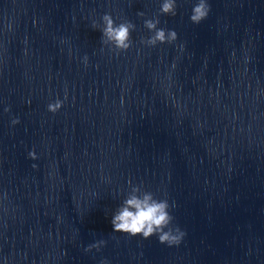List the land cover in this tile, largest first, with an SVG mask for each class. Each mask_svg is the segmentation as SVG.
<instances>
[{"label":"water","instance_id":"water-1","mask_svg":"<svg viewBox=\"0 0 264 264\" xmlns=\"http://www.w3.org/2000/svg\"><path fill=\"white\" fill-rule=\"evenodd\" d=\"M194 2L159 16L177 41L148 48L159 0H0L9 264H264V0H209L199 25ZM105 13L136 25L129 51H101L91 21ZM129 180L174 205L179 246L113 233Z\"/></svg>","mask_w":264,"mask_h":264},{"label":"clouds","instance_id":"clouds-1","mask_svg":"<svg viewBox=\"0 0 264 264\" xmlns=\"http://www.w3.org/2000/svg\"><path fill=\"white\" fill-rule=\"evenodd\" d=\"M177 0H159V12L152 18L143 20V27L150 34L147 38H142L140 44L144 47L155 48L162 44H173L177 41L178 36L175 30L160 27L159 16H176ZM211 12L209 0H195L191 7L189 21L193 25H199L205 21ZM137 15L141 18L144 13ZM11 24L8 25L9 31ZM91 28L101 33V51L107 49L109 52L119 55L130 50L133 45L132 33L136 31V25L129 20L116 22L110 13H105L99 21L93 19ZM66 41H61L65 43ZM183 50V46H180ZM71 54V49H69ZM81 62L85 67L88 66L89 57H82ZM175 68V64L173 65ZM67 96H65V100ZM64 101L59 98L50 101L47 105V111L56 114L63 107ZM9 112V108L4 109ZM19 123L18 118L11 120V125ZM32 160L36 159L34 151L28 153ZM35 167V165H33ZM120 203L111 213V227L113 233L122 234L131 238H141L148 240L156 237L158 242L168 247L179 246L186 233L178 226L173 224L174 217L171 214L172 207L168 199L158 198L155 193L148 191L142 184H133L128 181L126 192L121 193ZM105 246L104 240H99L84 248L85 253L93 250L99 252ZM0 264H9L7 257L0 256ZM101 264H108L107 260L101 261Z\"/></svg>","mask_w":264,"mask_h":264}]
</instances>
